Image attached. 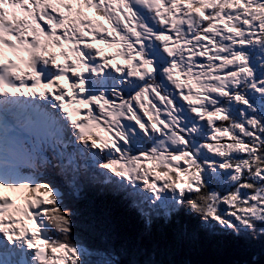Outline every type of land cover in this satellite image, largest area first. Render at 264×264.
Wrapping results in <instances>:
<instances>
[{
    "label": "snow or ice",
    "instance_id": "1",
    "mask_svg": "<svg viewBox=\"0 0 264 264\" xmlns=\"http://www.w3.org/2000/svg\"><path fill=\"white\" fill-rule=\"evenodd\" d=\"M18 125L75 144L146 221L264 239V0H0V264H85Z\"/></svg>",
    "mask_w": 264,
    "mask_h": 264
},
{
    "label": "trees",
    "instance_id": "2",
    "mask_svg": "<svg viewBox=\"0 0 264 264\" xmlns=\"http://www.w3.org/2000/svg\"><path fill=\"white\" fill-rule=\"evenodd\" d=\"M41 161V175L65 193L74 241L86 252L85 264H105L110 259L119 264H264V239L213 232L190 215H155L146 221L128 197L94 196L97 183L90 171L80 177L90 194L70 197L62 177L55 174L53 160Z\"/></svg>",
    "mask_w": 264,
    "mask_h": 264
},
{
    "label": "rangeland",
    "instance_id": "3",
    "mask_svg": "<svg viewBox=\"0 0 264 264\" xmlns=\"http://www.w3.org/2000/svg\"><path fill=\"white\" fill-rule=\"evenodd\" d=\"M86 252H84V256H86V254H85Z\"/></svg>",
    "mask_w": 264,
    "mask_h": 264
}]
</instances>
